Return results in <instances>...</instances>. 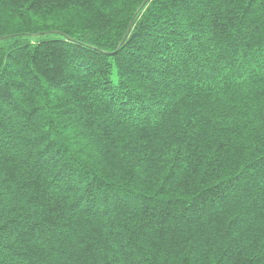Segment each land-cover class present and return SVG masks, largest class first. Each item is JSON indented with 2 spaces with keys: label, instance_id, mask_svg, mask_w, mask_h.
I'll return each instance as SVG.
<instances>
[{
  "label": "trees",
  "instance_id": "trees-1",
  "mask_svg": "<svg viewBox=\"0 0 264 264\" xmlns=\"http://www.w3.org/2000/svg\"><path fill=\"white\" fill-rule=\"evenodd\" d=\"M0 264H264V0H0Z\"/></svg>",
  "mask_w": 264,
  "mask_h": 264
}]
</instances>
